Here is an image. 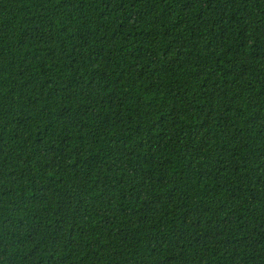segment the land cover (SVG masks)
<instances>
[{
	"label": "trees",
	"instance_id": "obj_1",
	"mask_svg": "<svg viewBox=\"0 0 264 264\" xmlns=\"http://www.w3.org/2000/svg\"><path fill=\"white\" fill-rule=\"evenodd\" d=\"M0 264H264V0H0Z\"/></svg>",
	"mask_w": 264,
	"mask_h": 264
}]
</instances>
